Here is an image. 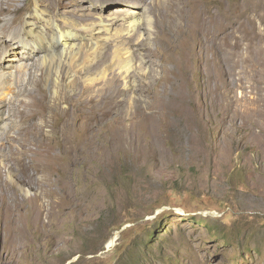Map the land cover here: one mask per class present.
Here are the masks:
<instances>
[{
	"label": "rangeland",
	"instance_id": "obj_1",
	"mask_svg": "<svg viewBox=\"0 0 264 264\" xmlns=\"http://www.w3.org/2000/svg\"><path fill=\"white\" fill-rule=\"evenodd\" d=\"M5 1L19 11L0 16V30L4 25L19 30L39 0ZM76 1L50 10L51 16L72 18L79 26L99 16L115 18L118 28L119 19L130 13L127 9H145L141 13L156 20L154 30L147 31L151 48L153 31L181 45L192 24L171 9L180 7L171 0ZM187 2L205 14L199 24L211 25L196 45L198 58L179 51L174 62L155 59V75L177 80V87L151 84L167 91V97L176 93L174 103L152 109L140 91L141 100L132 106L122 101L124 84H111L121 99L115 107L118 122L110 134L103 130L96 138L83 137L80 146L63 147L64 134L56 127L61 120L54 118L56 108H48L55 97L51 89L68 91L61 83L55 88L45 84L42 58L28 61L38 65L29 75L38 77L28 85L29 92L43 95L46 108L44 118L37 120L46 127L34 143L45 147L25 156L17 141L5 144L0 167L10 191L20 198L36 196L45 215L39 218L41 234L26 230L23 219L18 222L22 232L17 242L0 243V264H264V0ZM72 11L71 17L64 14ZM9 36L0 32V63L25 62L26 54L18 46L13 49L17 42ZM130 42L143 56V47ZM26 77L17 91L25 87ZM127 97L131 102L133 95ZM13 119L6 127L16 125V135L19 122ZM38 161L49 169L21 168L38 167ZM26 183L32 184L30 190ZM111 238L114 243L107 249Z\"/></svg>",
	"mask_w": 264,
	"mask_h": 264
},
{
	"label": "bare ground",
	"instance_id": "obj_2",
	"mask_svg": "<svg viewBox=\"0 0 264 264\" xmlns=\"http://www.w3.org/2000/svg\"><path fill=\"white\" fill-rule=\"evenodd\" d=\"M171 1L174 5L180 3V7L175 9L176 7L174 8L171 6V9L181 13V15L192 22L188 28L189 33L187 34V40H183L181 45L172 42V40H168V37L164 38V35L160 37L156 31H153L154 47L151 48L147 44V31L151 29L154 30L156 20H152L151 22L148 16L143 15L145 9L140 12L127 9L130 13L128 17L119 19L121 25L118 28H116L118 20H115V18L104 19L99 16L89 25L79 26L72 18L69 19L63 15L51 16L50 10L59 11L61 8L65 9L68 5L76 3V0H58L57 3L54 1L55 4H53L52 0H39L29 12V19L20 24L18 23L21 26L19 30H14L10 25H4L0 32L3 34L9 33V37H11L12 40H16L17 43L12 45L13 49L17 46L20 47L21 52L26 54V57H23L26 61L23 63H20V61L13 63V60L10 59L5 63H0V158L4 157L3 152L5 150V144H8L10 147L11 144L16 141L24 147L22 148V155L25 154V156H27L29 152H35L38 147L42 149L45 147L42 145L43 142L37 141V143H34V139L39 136L40 128L46 125L45 123L39 125L37 122L38 119L44 118L46 108L42 100L43 95L41 96L37 91L30 93L28 89L31 80L34 81V79L38 78L34 77V79H31L29 76L32 74L33 70L35 71L38 68L36 67L38 65L33 66L27 64L28 61H32L33 58H42L43 66H39H42L41 69L44 82L47 86L49 85L55 88L58 83H61L65 91L69 92L58 94L59 91L57 92L56 89H51L49 87L52 91V95H55V97L52 96L53 100L50 101L48 108H56L54 118L61 120L60 124L56 127L64 134L65 142L63 147L65 148L80 146V141L83 140V137L89 138L90 136L94 138L97 136V132H102L103 130H105L106 134L107 132L109 134L112 132L111 130L115 125L114 121L118 122L120 117L115 112V107L121 102V99H118V93L116 94V92L110 89L111 84L112 86L119 82L124 84L127 89L126 91H122V101H126L132 106H135L137 100H141L139 96L140 91L144 94V97L150 99L149 105L151 104L152 106L153 104L152 109L154 106L164 109L167 106L169 107V104H173L177 97L176 93H168L167 97V91L164 90V92H160L158 86L153 87L151 84V80H154L159 85H169L172 90H176L177 87V80L171 79L169 76L163 75L157 77L155 75V66L157 65L155 59L157 57L161 58L162 63L165 64L172 60L174 62L173 56L175 52L179 54V51H181V55L183 56L192 54L195 59L198 58L201 52L198 53L197 50H195L196 45L199 43L200 38H202L201 33L203 29L210 27L211 22L203 26L199 24L197 21L198 18L204 17L205 14H201L198 7L192 8L193 6L190 7V5H187L189 4V2H187L188 0ZM197 3H199V1ZM10 6L11 5L5 0H0V16L9 13H17L19 11ZM124 11H126V9H124L123 12ZM147 11L150 13L149 9ZM194 11H196L197 14ZM73 12L75 13V11H72L64 14L71 17ZM205 21H208V19ZM13 22L15 21H12V23ZM187 26L188 24L186 27ZM125 35L128 37H125ZM130 39H133L136 45L143 47V56L138 53L136 49L138 47L135 46L136 48H134L133 45H129V43L132 42V40L130 42ZM108 44H111V49L107 47ZM145 60L148 62L146 63L148 64L147 70L144 67ZM164 71L166 73L168 71L167 68H165ZM24 75L28 76L26 77L28 79L26 80L25 87H21L23 90L19 88L20 91H17L18 87L21 86L19 84L23 82L22 76ZM61 80L63 83L60 82ZM127 93L133 95L131 102L128 100ZM19 97L20 100L18 99ZM24 98L30 100L26 103ZM59 103L66 104V108L60 110L58 108ZM27 108H32V113H29V111V114H26L25 110ZM126 114L127 112L124 115ZM13 118L19 122L16 128V135L12 133L16 125L14 126L13 124L9 125V128L6 127V123L12 121L11 119ZM54 131H56V129ZM60 134L62 135V133ZM30 145H33L34 148L30 149ZM50 148H53V146ZM46 158L48 160H53L56 157L54 156V158L50 159L51 157L47 156ZM40 163L41 162L38 161V167L36 163L35 166L32 164L30 166L21 164L22 166H20L23 169L35 168L37 170H44L48 168V165L40 167ZM48 164L50 166V162H48ZM24 187L30 190L32 184L26 183ZM37 202L38 199L36 196L20 198L17 197L14 192H11L9 185L3 181L2 167H0V243L3 244L7 241L15 244L17 242L18 236H20L19 234L22 232L18 223L21 219H23L29 227L26 230L41 234V229L43 227L41 228L40 226L39 218L41 215H45V210L41 209L43 207L38 206ZM26 230H24L23 234L29 235ZM114 240V238L110 239L108 247H106L107 249L111 247ZM18 251L20 252V250ZM5 252L7 253V251ZM11 260H14V257L10 258V262Z\"/></svg>",
	"mask_w": 264,
	"mask_h": 264
}]
</instances>
